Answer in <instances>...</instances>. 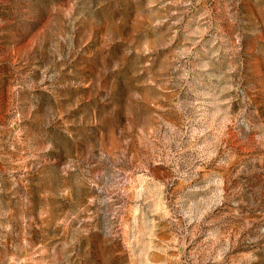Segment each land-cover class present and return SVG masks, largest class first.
Segmentation results:
<instances>
[{
  "label": "rangeland",
  "instance_id": "374dc122",
  "mask_svg": "<svg viewBox=\"0 0 264 264\" xmlns=\"http://www.w3.org/2000/svg\"><path fill=\"white\" fill-rule=\"evenodd\" d=\"M0 264H264V0H0Z\"/></svg>",
  "mask_w": 264,
  "mask_h": 264
}]
</instances>
